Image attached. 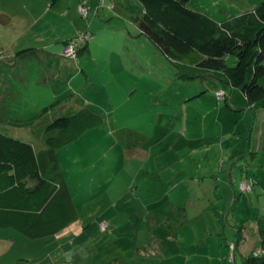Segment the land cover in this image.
I'll list each match as a JSON object with an SVG mask.
<instances>
[{"label": "rangeland", "instance_id": "obj_1", "mask_svg": "<svg viewBox=\"0 0 264 264\" xmlns=\"http://www.w3.org/2000/svg\"><path fill=\"white\" fill-rule=\"evenodd\" d=\"M261 1L186 7L219 22ZM51 2L0 0L9 19L0 25V129L56 101L88 109L102 125L56 150L76 220L39 240L1 230L0 264H241L257 250L255 222L264 219V112L253 117L220 74L211 80L185 59L163 57L131 20L136 0ZM81 36L86 50L62 58L63 41ZM124 129L146 140L124 150L116 138ZM7 134L38 144L29 130ZM241 182L253 183L249 193Z\"/></svg>", "mask_w": 264, "mask_h": 264}, {"label": "trees", "instance_id": "obj_2", "mask_svg": "<svg viewBox=\"0 0 264 264\" xmlns=\"http://www.w3.org/2000/svg\"><path fill=\"white\" fill-rule=\"evenodd\" d=\"M136 1L139 9L136 7L131 20L163 57L174 65L185 59L211 80L218 78L214 73L220 74V82L243 95L253 117L264 112V85L259 81L264 75V0L249 11L219 22L188 9V0ZM83 38L63 41V48L74 45V54L67 58L61 53V57L70 60L84 52ZM78 45L81 47L75 49ZM228 56L235 60L231 67L225 63ZM215 97L227 106L220 89ZM65 107V102L56 101L28 118L9 119L0 129V233L12 230L24 239L39 240L55 236L76 220L56 150L102 125V119L86 108L67 111ZM10 129L35 133L38 144L9 136ZM116 138L124 150L139 147L146 140L143 134L130 130ZM252 185L238 184L245 193ZM243 226L236 230L237 241L244 238ZM255 227L258 248L243 257L241 264H264V219H257ZM234 249L235 245H228L231 253Z\"/></svg>", "mask_w": 264, "mask_h": 264}, {"label": "built area", "instance_id": "obj_3", "mask_svg": "<svg viewBox=\"0 0 264 264\" xmlns=\"http://www.w3.org/2000/svg\"><path fill=\"white\" fill-rule=\"evenodd\" d=\"M77 11L79 12L80 15H86V10L82 6L77 7ZM73 46L72 44H68L66 47L62 49V55L64 57H72L73 56ZM243 189H245V186H242Z\"/></svg>", "mask_w": 264, "mask_h": 264}, {"label": "crops", "instance_id": "obj_4", "mask_svg": "<svg viewBox=\"0 0 264 264\" xmlns=\"http://www.w3.org/2000/svg\"><path fill=\"white\" fill-rule=\"evenodd\" d=\"M53 3H54V0H52L51 5H53ZM250 6H251V5H249V8H250ZM253 8H254V7H253ZM240 14H241V13H240ZM207 16H208V15H207ZM208 17H209V16H208ZM212 20H213V19H212ZM214 21H215V20H214ZM8 22H9V19H7V23H8ZM7 23H6V24H7ZM26 49H29V48H26V47H25V48H21V49H19V51L26 50ZM19 51H18V52H19ZM261 84H262V83H261ZM263 85H264V84H263ZM263 115H264V114H263ZM1 242H2V240H0V244H1Z\"/></svg>", "mask_w": 264, "mask_h": 264}, {"label": "water", "instance_id": "obj_5", "mask_svg": "<svg viewBox=\"0 0 264 264\" xmlns=\"http://www.w3.org/2000/svg\"><path fill=\"white\" fill-rule=\"evenodd\" d=\"M7 23V18L0 16V25H5Z\"/></svg>", "mask_w": 264, "mask_h": 264}]
</instances>
